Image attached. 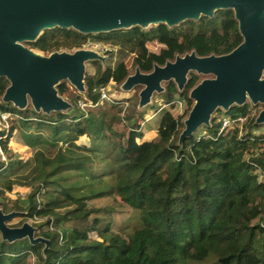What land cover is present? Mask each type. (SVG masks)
Masks as SVG:
<instances>
[{
  "label": "trees",
  "instance_id": "trees-1",
  "mask_svg": "<svg viewBox=\"0 0 264 264\" xmlns=\"http://www.w3.org/2000/svg\"><path fill=\"white\" fill-rule=\"evenodd\" d=\"M90 39L131 54L132 64L93 61L85 96H70L73 111L47 114L4 102L10 81L0 77V114L11 113L14 120L0 129V206L5 212H24L23 222L31 219L36 236L49 241L11 242L0 232V264H264V130L258 132L264 125L256 123L253 106L225 111L233 118L251 113L242 129L219 133L222 122L213 117L204 132L180 143L194 104L190 92L201 80L198 73L189 74L182 90L174 80L166 83L155 138L145 139L151 128L139 124L134 111L121 117L122 103L132 97L105 100L101 91L111 83L122 85L137 67L151 72L156 64L192 51L199 56L231 52L243 42L234 10L220 9L174 27L161 23L97 34L55 27L27 44L50 54L82 48ZM154 41L163 45L159 52L148 47ZM57 89L66 95L69 86L62 81ZM81 99L88 103L85 110L79 107ZM177 100L185 102L182 113H173ZM92 114L103 115V135L95 134ZM31 124L51 137L24 133L26 145L46 143L48 155L54 156L60 150L57 137L65 136L92 159L40 158L36 183L23 201L9 197L7 189L30 161L9 144L16 130ZM83 136L90 138L89 147L77 143ZM136 215L138 221L131 222ZM110 231L114 234L107 239Z\"/></svg>",
  "mask_w": 264,
  "mask_h": 264
},
{
  "label": "water",
  "instance_id": "water-1",
  "mask_svg": "<svg viewBox=\"0 0 264 264\" xmlns=\"http://www.w3.org/2000/svg\"><path fill=\"white\" fill-rule=\"evenodd\" d=\"M233 9L243 42L227 54L199 56L195 51L178 55L174 61L154 66L151 72L138 67L122 83L123 90L142 85L139 107L151 102L152 95L164 91L163 82L174 80L182 90L189 74L213 75L200 81L190 92L194 104L184 120L179 142L191 137L199 127L210 126L214 113L233 105L264 104V0H0V77L10 85L4 102L25 109L29 102L38 112H65L72 103L58 92L69 81L86 91L87 62L106 61V56L90 48L50 54L36 51L27 42L36 41L47 29L73 28L97 34L134 26L149 28L161 23L174 27L188 19L212 17L217 10ZM264 124V108L256 117ZM20 211L0 208V232L8 241L29 238L32 243L49 241L36 236L30 222L12 227L9 222Z\"/></svg>",
  "mask_w": 264,
  "mask_h": 264
},
{
  "label": "rangeland",
  "instance_id": "rangeland-1",
  "mask_svg": "<svg viewBox=\"0 0 264 264\" xmlns=\"http://www.w3.org/2000/svg\"><path fill=\"white\" fill-rule=\"evenodd\" d=\"M91 43H98L93 41L92 39H90L88 41L87 44H91ZM26 45H28L27 43H25ZM103 44V43H102ZM29 46V45H28ZM111 47V50H109L106 53H103V55L106 56V61L102 62L104 66H115L119 61L124 60L128 66H131L132 64V55L131 54H124L121 53L118 47ZM148 47L150 50L155 51V52H159L160 49L163 47V45L157 41L154 42H150L148 43ZM74 50H66V51H70L73 52ZM37 51V50H36ZM62 51V50H61ZM40 52V51H38ZM43 53V52H41ZM45 54V53H43ZM48 55V54H47ZM94 73L95 72V67L93 65V61H89L87 62V67H86V73ZM135 71H132L131 73H134ZM201 75V80H204L205 78H211L213 77V75L209 74V75H205V74H199ZM264 76V73H263ZM67 85L69 86V90L68 93L66 95H62L66 100H68L69 102H71V98L70 96H74V95H78L80 94L82 97L85 96L86 91L85 92H80L79 90L76 89L75 86H73L69 81H66ZM165 82H163V85L165 86ZM143 88L142 85H138L135 86L132 89L129 90H123L121 88V85H116V84H109L107 87V92L108 94L112 97H121V96H130L132 97L131 101L128 102H123L122 103V112H121V117L125 118L127 115H130L132 113V111H134L136 117H139L138 123L141 125H147L148 129L151 128V130H155L158 134L159 131V127L162 121V117L164 114V111H158L159 107H161V105H163V97H161V94L155 92L152 95L151 98V102L148 103L146 106H144L143 108L139 107V93L141 91V89ZM251 104L252 109L255 111H253V113L258 114L263 108H264V104H258V105H253L251 102H248ZM73 105V104H72ZM29 106H32V104L29 102ZM255 107V108H254ZM75 109V106L73 105L71 109H69L68 111L65 112H69V111H73ZM222 110V111H221ZM75 112V111H74ZM173 113H177V109H174ZM96 124L95 125V134L96 135H103L105 130H104V124H103V120L104 117L102 114H92ZM223 116H227L225 114V111L223 109L218 110L216 113H214L213 117H218L221 118ZM212 117V118H213ZM135 120V118H131L129 121H131V123ZM185 120V119H184ZM13 119L10 120L9 125L11 126L13 123ZM128 121V120H126ZM5 123L2 121L1 116H0V129H2L3 127H5L4 125ZM264 125V124H262ZM207 126L203 125L201 127H199V129L195 132V133H201L205 131V128ZM149 130V132L147 133V135L145 136V139L151 138L153 136L151 135H155L153 133V131ZM264 129L258 130V132H263ZM150 131L153 133H150ZM24 133H28L34 136H48L51 137V133L45 132L43 129H38L36 128L35 124H31L28 125L27 127H24L23 129H19L16 130L13 137L10 140V147L13 149V151L15 153H17L18 155H20L21 157H23L24 159L30 161V164L23 169L21 172H19L17 175H15L13 177V182L14 184L9 187L7 189V194L9 195V197L11 198H19L21 200H25L27 195L31 192L33 186L36 183V179L39 175V159L40 158H44L46 159V161H50V160H81V161H89L92 159V155L86 151V149H77L75 147H72L68 144L65 136H60L57 137V141H58V145L60 147V150L54 155V156H50L48 155V144H40L35 148H32L28 145H26L25 141H24ZM53 139V137L51 138ZM77 143L81 146H90V138L88 136H83L81 137ZM0 208H2L0 206ZM130 219L131 222H136L138 221V215H136L133 219ZM24 216L20 215V216H16L14 217L9 223L14 226V227H19L22 226V223L24 222H30L32 224V220L28 219L27 221H24ZM69 225L70 224H66L63 226V230H69ZM62 230V231H63ZM113 233V231L107 232L104 237H106L107 239H110L111 235L108 236V234Z\"/></svg>",
  "mask_w": 264,
  "mask_h": 264
},
{
  "label": "built area",
  "instance_id": "built-area-1",
  "mask_svg": "<svg viewBox=\"0 0 264 264\" xmlns=\"http://www.w3.org/2000/svg\"><path fill=\"white\" fill-rule=\"evenodd\" d=\"M84 48H90V49H95L97 51H101L104 53H107L109 50H111V47H109V45H105L102 43H91V44H85ZM100 52V53H101ZM103 54V53H101ZM107 88L103 87L102 88V98L105 100H112V98L110 97V95L108 94ZM185 102L182 100H177V104H176V109L177 112L182 113L183 109H184V104ZM88 103H86L83 99L79 100V107L83 110H85L87 108ZM166 106H169V104H165ZM253 109H251L250 112L253 113ZM255 112V111H254ZM250 114H246V115H241L238 116L236 118L230 117V116H223L221 118H219V120L222 122V125L220 127V131L219 133L225 132L229 129H233L235 127H240L241 129L243 128V125L248 121ZM2 121L5 123V127H10L9 122L10 120L13 119V115L11 113H1L0 114ZM2 153V159H5V156Z\"/></svg>",
  "mask_w": 264,
  "mask_h": 264
},
{
  "label": "crops",
  "instance_id": "crops-1",
  "mask_svg": "<svg viewBox=\"0 0 264 264\" xmlns=\"http://www.w3.org/2000/svg\"><path fill=\"white\" fill-rule=\"evenodd\" d=\"M151 131H153V133L155 134V135H151V136H153V137H151V138H155V137L157 136V132H156L155 130H151ZM151 131H150V133H152ZM153 133H152V134H153ZM111 233H112V232H111ZM105 234H106V233H105ZM113 234H114V233H113Z\"/></svg>",
  "mask_w": 264,
  "mask_h": 264
},
{
  "label": "flooded vegetation",
  "instance_id": "flooded-vegetation-1",
  "mask_svg": "<svg viewBox=\"0 0 264 264\" xmlns=\"http://www.w3.org/2000/svg\"><path fill=\"white\" fill-rule=\"evenodd\" d=\"M106 54H107V53H106ZM135 70H136V69H135ZM130 74H132V73H130ZM130 74H129V75H130ZM129 75H128V76H129ZM165 83H167V82H165ZM163 86H164V85H163ZM165 88H166V84H165V86H164V91H165ZM183 89H184V88H183ZM164 91L160 92L159 94H162Z\"/></svg>",
  "mask_w": 264,
  "mask_h": 264
}]
</instances>
